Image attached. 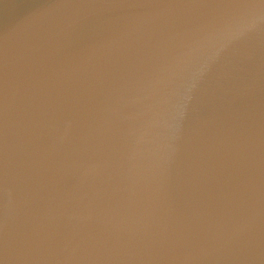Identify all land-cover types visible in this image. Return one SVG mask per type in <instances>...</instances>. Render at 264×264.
Here are the masks:
<instances>
[{"label": "water", "instance_id": "obj_1", "mask_svg": "<svg viewBox=\"0 0 264 264\" xmlns=\"http://www.w3.org/2000/svg\"><path fill=\"white\" fill-rule=\"evenodd\" d=\"M0 264H264V0H0Z\"/></svg>", "mask_w": 264, "mask_h": 264}]
</instances>
